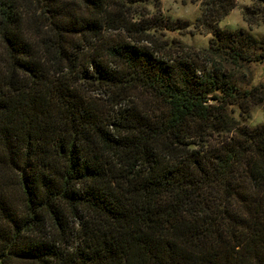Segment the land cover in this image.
Segmentation results:
<instances>
[{"label": "trees", "instance_id": "trees-1", "mask_svg": "<svg viewBox=\"0 0 264 264\" xmlns=\"http://www.w3.org/2000/svg\"><path fill=\"white\" fill-rule=\"evenodd\" d=\"M197 1L201 60L160 0H0V264H264V38Z\"/></svg>", "mask_w": 264, "mask_h": 264}, {"label": "rangeland", "instance_id": "rangeland-1", "mask_svg": "<svg viewBox=\"0 0 264 264\" xmlns=\"http://www.w3.org/2000/svg\"><path fill=\"white\" fill-rule=\"evenodd\" d=\"M251 0H236V5L221 20L219 27L230 30L244 28L257 37L264 38V23H249L243 14L244 7L251 6ZM150 13L158 11L164 19L180 21L184 27L179 30H167L159 33V38L165 41L167 45L181 46L183 51L192 54V57L201 60L204 50L208 47L213 34L203 28L196 27L198 16L200 15V1L194 0H160V4L147 6ZM225 66L233 74V82L239 87L248 89L257 84L264 85V62H252L240 66H235L225 62ZM235 117L241 123L246 125H256L264 123V101L260 104L253 105L249 118L244 115L240 116V110L235 107Z\"/></svg>", "mask_w": 264, "mask_h": 264}]
</instances>
